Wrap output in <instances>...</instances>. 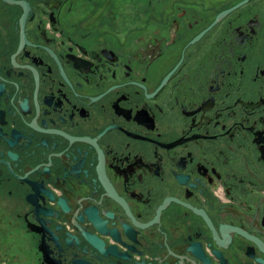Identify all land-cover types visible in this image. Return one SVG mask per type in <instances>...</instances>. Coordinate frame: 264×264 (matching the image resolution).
Wrapping results in <instances>:
<instances>
[{
    "label": "flooded vegetation",
    "instance_id": "1",
    "mask_svg": "<svg viewBox=\"0 0 264 264\" xmlns=\"http://www.w3.org/2000/svg\"><path fill=\"white\" fill-rule=\"evenodd\" d=\"M0 264H264V0H0Z\"/></svg>",
    "mask_w": 264,
    "mask_h": 264
}]
</instances>
